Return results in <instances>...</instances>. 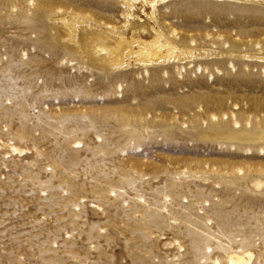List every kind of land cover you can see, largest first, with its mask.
Returning <instances> with one entry per match:
<instances>
[{
    "label": "rangeland",
    "instance_id": "374dc122",
    "mask_svg": "<svg viewBox=\"0 0 264 264\" xmlns=\"http://www.w3.org/2000/svg\"><path fill=\"white\" fill-rule=\"evenodd\" d=\"M159 2L206 53L113 69L121 0H0V264H264V1Z\"/></svg>",
    "mask_w": 264,
    "mask_h": 264
},
{
    "label": "bare ground",
    "instance_id": "6f19581e",
    "mask_svg": "<svg viewBox=\"0 0 264 264\" xmlns=\"http://www.w3.org/2000/svg\"><path fill=\"white\" fill-rule=\"evenodd\" d=\"M122 6L127 7L126 13V26H129L131 18L132 34L129 37L124 35V39L119 42V46L113 51L111 59L104 64L113 69H127L134 66H152L163 64L172 60L183 59L187 54L194 56L206 53L208 49L198 50L195 47L178 43L167 36L164 31L154 25H150L151 33L150 38H143L139 33L140 22L137 21L136 15H132L137 8V3L141 2L143 5H150L152 8L163 0H121ZM167 1V0H166ZM264 1V0H262ZM160 3V2H159ZM149 19L155 18L148 15ZM88 18L78 12L65 11L54 17L55 24L60 23L67 39L75 43L77 51L82 53V48L77 41L75 25L80 22H88ZM103 29V28H102ZM109 29H103V33L93 37L88 36L87 42L91 44L94 52L103 55L108 51L107 46L99 42L100 36H107L104 32ZM251 253H234L230 256L232 264H243L251 259Z\"/></svg>",
    "mask_w": 264,
    "mask_h": 264
}]
</instances>
